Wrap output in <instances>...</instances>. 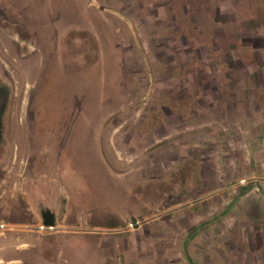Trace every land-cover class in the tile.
<instances>
[{
  "label": "rangeland",
  "instance_id": "374dc122",
  "mask_svg": "<svg viewBox=\"0 0 264 264\" xmlns=\"http://www.w3.org/2000/svg\"><path fill=\"white\" fill-rule=\"evenodd\" d=\"M256 107L264 109V0H0L1 199H21L23 177H32L33 198L43 200L41 210L55 212L57 228L30 232L1 209L0 220L14 225L12 233L46 237L134 231L141 240L118 250L130 257L121 260L125 264H189L187 257L195 264H264V224L255 211L243 215L248 198L234 199L228 234L225 222L213 228L209 212L216 198L199 194L214 184L209 153L225 145L208 138L205 127L194 131L183 122L193 123L194 109L198 120ZM234 134L242 144V135ZM200 137L204 148H192ZM178 142L191 145L189 156L202 163L187 158L168 165ZM167 147L169 157L162 153ZM145 148L152 164L140 158ZM199 167L205 178L189 181ZM179 171L185 195L180 187L177 196V179L128 180L138 209L118 221L123 229L80 223L87 214L80 200L129 205L128 194L118 190L121 173L139 178ZM237 173L234 198L257 183L245 178L241 184L244 175ZM49 187L57 195L46 203ZM177 209L184 227L173 221ZM215 244L222 250L211 249Z\"/></svg>",
  "mask_w": 264,
  "mask_h": 264
},
{
  "label": "crops",
  "instance_id": "0c3cea01",
  "mask_svg": "<svg viewBox=\"0 0 264 264\" xmlns=\"http://www.w3.org/2000/svg\"><path fill=\"white\" fill-rule=\"evenodd\" d=\"M207 110L210 114L214 112L213 108H209ZM196 112L197 110L194 109L192 124L190 122L187 123L186 119L183 120L185 127L187 129L192 128L194 131H198L201 128L205 127L207 129L206 131L208 132V138L214 139L215 141H217V143H222L225 145V147L221 149L220 145H218L209 153V160L211 162H214V167L211 170L210 177L208 178L212 179L214 184L211 188V191L207 190L199 194L200 196H208L211 201L213 198H216V202H213L210 205L209 212L211 221H213L211 223L214 224L215 222V227L213 228H217L219 226V223L225 222V229L223 232L225 234H228V228L234 227L233 208L234 199L237 198L242 200L246 198L249 199L246 203L247 212H243L244 216L248 215V213H250L251 211H255L257 213L256 219H258L260 222H263L264 224V109L262 107H256L250 109L248 113L246 111H241L237 115H230V113H226L225 115H221V117H214V115L211 114L212 116L210 118L202 117L198 120H196ZM234 116L236 119L235 121L232 120ZM213 128L217 129L216 134L212 133ZM235 132L237 133V135H242L243 141L240 145L238 144V141L234 139ZM252 132H254L255 138L257 137V142L251 140L250 137L253 134ZM167 136L169 135L165 134L164 136H162V138H166ZM195 137H197V135H195ZM204 143V139L200 137L197 143H194V146L192 148L203 149ZM190 148L191 145H186L184 143L180 144L178 142V144L174 148L177 150V155L174 158L173 156L172 158H170L171 160L169 161H171L172 163H168V165H176V163L180 161L185 162L187 158L190 160L192 159L193 161H195V163L200 161L201 164L202 157H199L198 159L189 156L190 152L188 151ZM95 151L99 153V151ZM163 152L167 156L168 154L170 156L168 147L167 150H163L162 153ZM141 154L145 155L144 157L140 158L141 160L145 159L146 165L153 163L152 158L148 157V155L150 156L151 154L150 151L146 152L145 148V150ZM201 155L203 156L204 154ZM237 170V175H244L243 177L248 181L250 179L249 183L257 180V186L255 185V183L252 186L257 190L251 189L250 186L247 185L246 187H243L234 198L235 187L232 184V180L233 173ZM121 174V185H119L120 188H118V190L120 195L122 196H126V194H128L127 197L129 205H126L125 202H122L126 206L115 207V205H105L98 200L97 202L93 198H89V203L80 200L79 204H81L82 202L83 204H87L80 208H83L82 210L86 211L87 213L85 216L81 217L80 221V223H83L85 225V228L88 227L94 229L99 227H114V225L120 227L121 229L124 228L123 225H121V222L117 224L118 221L126 220L129 217V213L132 214L131 212H134L136 211V209H138L136 206H134L135 204L131 199L132 185L131 183H128V180H145L154 178L158 179L159 177H161L163 181L177 179V196H179L180 194V187L183 191H181V195H185L184 190L186 177L185 173H182L180 171L176 173H160L157 176L152 173H142L139 178H137V175H132L130 173ZM27 176L28 175L23 177V180L27 179L28 182L25 183L23 187L21 186V199H17L15 201H10L9 199H1L2 194H0L1 213L6 217H9V219H11L10 222L21 226L29 225L31 223L29 222V219L36 220V222L42 221V210L40 206H42L43 200L41 201L39 198H33L34 185L29 183V179L31 180L32 177ZM204 178L205 175H203V171L201 167H199L198 172H194L189 181L202 180ZM252 184L253 183H251V185ZM191 185L194 186L193 184ZM198 186L202 188V184H198ZM53 195L54 197L57 195V189L56 187L54 189L49 187V189L46 190V197L44 201L46 203L51 202ZM121 199L123 198L121 197ZM205 200H207V197L200 199V204H204ZM175 203L180 205L181 201L177 200ZM199 211H201V208H199ZM91 212L97 213L96 219L95 216L89 214ZM183 212L184 211H181V213ZM52 213L54 214V221L57 225V216L54 211ZM176 213L177 219L173 221L176 222L177 225L182 222V226L184 227V215L182 214V216H180V209H177ZM133 219L135 218H131V221ZM66 223L68 224L70 222L66 220ZM71 223L73 224V222ZM253 227L256 232H260V227H257L255 225ZM20 231V233H12L10 231L3 235H0V264H106L107 260H113L111 264H125L121 263V260L127 261L130 259V257L129 259H126V256H119L118 250L122 251V249H126L127 245L131 246L133 242L134 244H137L139 240H141V237H138L135 234L136 232L134 231L129 232V236H107L106 234L102 235L97 231L88 230L83 232L82 234L60 235L51 237L32 235L25 229H22ZM96 232L97 235H92ZM118 232L123 233V231L119 230ZM185 240V237L181 240L184 254L186 247ZM179 241L180 239L177 240V242ZM213 241L215 243H221V241L218 239H214ZM224 242L225 241H223V243ZM219 247L221 248L220 244L216 245V247H211V249L218 250ZM111 248H113V251H109ZM186 260L189 264H195L190 257H187Z\"/></svg>",
  "mask_w": 264,
  "mask_h": 264
},
{
  "label": "built area",
  "instance_id": "2783aa9c",
  "mask_svg": "<svg viewBox=\"0 0 264 264\" xmlns=\"http://www.w3.org/2000/svg\"><path fill=\"white\" fill-rule=\"evenodd\" d=\"M239 183L246 184L247 180L245 178H241ZM14 225L4 220H0V234L5 233L7 231L12 230ZM57 226L54 225H45L42 222L30 223L26 226V229L30 232H36L39 234H50L56 230Z\"/></svg>",
  "mask_w": 264,
  "mask_h": 264
},
{
  "label": "water",
  "instance_id": "95a60500",
  "mask_svg": "<svg viewBox=\"0 0 264 264\" xmlns=\"http://www.w3.org/2000/svg\"><path fill=\"white\" fill-rule=\"evenodd\" d=\"M41 218H42V223L45 225H54V214L49 210V209H43L41 211ZM135 225H137V221L135 219L132 220Z\"/></svg>",
  "mask_w": 264,
  "mask_h": 264
}]
</instances>
